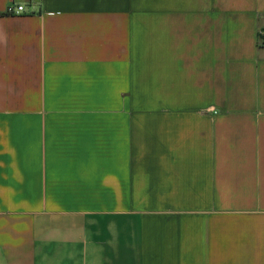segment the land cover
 Returning <instances> with one entry per match:
<instances>
[{
  "label": "crops",
  "instance_id": "crops-1",
  "mask_svg": "<svg viewBox=\"0 0 264 264\" xmlns=\"http://www.w3.org/2000/svg\"><path fill=\"white\" fill-rule=\"evenodd\" d=\"M262 29L264 0H0V264H264Z\"/></svg>",
  "mask_w": 264,
  "mask_h": 264
},
{
  "label": "built area",
  "instance_id": "built-area-1",
  "mask_svg": "<svg viewBox=\"0 0 264 264\" xmlns=\"http://www.w3.org/2000/svg\"><path fill=\"white\" fill-rule=\"evenodd\" d=\"M24 12L23 6H10L7 9V14L9 15H21ZM260 37L264 38V30H260Z\"/></svg>",
  "mask_w": 264,
  "mask_h": 264
},
{
  "label": "trees",
  "instance_id": "trees-1",
  "mask_svg": "<svg viewBox=\"0 0 264 264\" xmlns=\"http://www.w3.org/2000/svg\"><path fill=\"white\" fill-rule=\"evenodd\" d=\"M264 30V29H262ZM259 45H263L264 44V38L263 37H260V34H259V41H258Z\"/></svg>",
  "mask_w": 264,
  "mask_h": 264
}]
</instances>
